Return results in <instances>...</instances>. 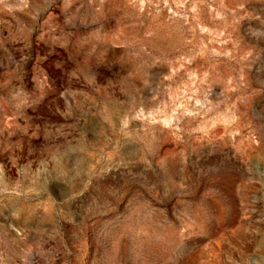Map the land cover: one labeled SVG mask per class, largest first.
Returning <instances> with one entry per match:
<instances>
[{
    "label": "rangeland",
    "instance_id": "rangeland-1",
    "mask_svg": "<svg viewBox=\"0 0 264 264\" xmlns=\"http://www.w3.org/2000/svg\"><path fill=\"white\" fill-rule=\"evenodd\" d=\"M0 264H264V0H0Z\"/></svg>",
    "mask_w": 264,
    "mask_h": 264
}]
</instances>
